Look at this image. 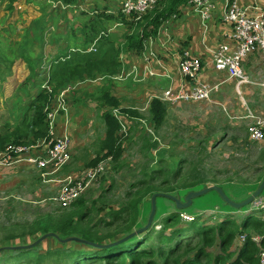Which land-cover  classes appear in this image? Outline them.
Masks as SVG:
<instances>
[{"label":"rangeland","instance_id":"obj_1","mask_svg":"<svg viewBox=\"0 0 264 264\" xmlns=\"http://www.w3.org/2000/svg\"><path fill=\"white\" fill-rule=\"evenodd\" d=\"M19 1L21 0L17 2ZM8 2L9 0H0V107L4 110L3 116L6 119L2 121H7L8 124L6 123V125L16 128L23 119H28L32 115L33 111L29 107H31L36 93L42 91L45 85L42 79L36 88L28 79L23 81L15 80L14 71L10 68V65L16 58L18 60L16 62L19 63L18 56H20L22 43L14 42L17 32L20 31L18 26L26 30L29 27L26 26L25 21L21 20L23 17L34 13L36 15L44 13L37 19L40 20L45 18L46 14H50L51 11L55 10L52 9V5L50 7V4L47 3L46 8L38 5L32 10L29 7L8 10ZM114 7L119 9V5ZM161 7L163 8V5H159L150 11L156 10V12H159V9H162ZM90 11L92 10H88L81 2L76 8L67 9L64 16L73 15L75 23L82 26L79 21L87 17L91 18L89 16L91 14ZM93 11L97 15L102 12V9L95 7ZM114 13L116 12L114 11ZM121 17L124 16L120 13V19ZM41 22H44V20ZM66 24V22H62L61 27L66 26ZM144 27L145 25L134 28L144 29ZM40 29L39 27V31ZM66 30L68 34H72L71 36L76 34L73 25H70ZM93 30V35L98 34L100 31H111L109 37L107 34L101 38L103 41H99L101 46L108 41L111 42H108L105 48L100 47L97 49L99 52H104L110 47L109 43H113L112 48L119 46L121 49L119 57L129 56L125 50L132 34L128 32L126 27L102 21ZM150 37L153 38L154 35L150 34ZM89 46L90 44L84 42L82 49L86 50ZM64 52L65 50L61 53L64 54ZM72 54L71 51L60 55L63 57H56L57 54H49L48 56L51 57V60L48 59L47 62H57L60 58L70 56L73 58L74 54ZM77 56L81 57V54L76 55L74 59ZM11 66L15 67V65ZM30 72L33 78L32 70ZM263 73L264 70L258 72L259 79H261ZM4 78L5 80H3ZM96 78L99 81L93 82V86L87 87L90 91H93L94 88L98 90V92L96 90L94 91L95 93H92L83 84L89 81L92 82ZM248 78L249 76H247ZM125 79L121 73L116 74L115 78L96 74L93 79L73 80L58 91V94H60L65 90V98L66 94L69 93L66 102L68 105L70 103V110H72L71 106L74 107L73 112L75 114L71 117V124L68 128L70 147L72 144V148H70V150L72 149L71 162L57 176L60 178L72 175L75 178H81L86 170L100 163L106 167L105 171L92 181L80 197L84 201L82 209L85 210L83 212L87 215V217H84L82 224L96 226L94 231L97 233V237L104 239L110 235L115 228H104V223H99V221L102 219L104 222H110L111 219L107 217V213L111 210L118 211L120 207L129 203L137 190L131 188V185L137 182H148L152 171H160L159 174H155L154 180L151 181L152 184L158 187L162 182L168 180L166 186L173 187L175 189L173 195L182 201L187 194L188 187L181 188L186 185L181 187L179 185L187 184L188 182L190 183L187 185L197 184V187H193L191 191H199L198 189L203 186H218L221 189L229 186L233 194L232 199L228 198L232 201L236 200L234 202H241L255 192L254 190L248 194V190H244V187L248 185L257 187L258 180L264 179V138L259 143L252 142L249 138V129L259 121L264 132V91L257 92L254 90L258 87L248 84V80V83L241 88L240 93L229 89L230 91L223 100L218 93L211 101L203 103H180L166 105V107L162 102L165 106V111L162 114V118L157 122L153 120L149 110L151 101L149 108H147L145 106L146 102L139 100L140 97L138 96L133 98L134 102L127 100V98H132L135 92L132 95L124 93L123 98L118 99L120 101H118V107L110 108L111 111L113 109L121 111L127 127L125 133L120 131L114 133L113 137L116 140V145L120 146L121 153L118 158H113L111 155H107V149L103 148L108 129L104 120H101L98 108L95 106L100 107V104L101 107L102 105L104 106L103 103L97 100V95L100 94L99 90L104 85H107L109 81L110 91L115 87V84L113 85L115 81L124 83V89L131 88V83L134 81L131 78ZM122 80L125 81L123 82ZM128 82L130 83L127 86ZM33 84L35 83L33 82ZM46 84L49 86L48 82ZM48 91H51L50 86ZM120 92L121 90H115L114 94ZM83 93H86L85 99L81 98ZM220 100L226 104L219 102ZM104 107L109 110L107 106ZM126 109L135 114L132 115L129 112L124 113L122 111ZM56 125L62 127L63 121H57ZM71 132L75 141L74 139L72 140ZM29 141H32V139L21 137L20 140V142L25 143ZM152 143H157V149L145 148ZM42 149L39 146L34 154L40 155ZM179 168L182 169V174L172 179L170 174ZM14 169L18 172L15 176L22 177L23 182H19L14 188H11L12 186L0 188V264H74L78 261V258H70L69 255L64 254V250L69 252L72 249L78 250V244L75 242L59 244L56 240L45 239L25 249V251L10 252L3 250L4 247L32 245L40 238V233L37 232V223L47 219L53 223L64 220L74 211L72 204L62 209L59 205L50 201L57 193L58 185L53 186L54 184L43 183L40 178V172L27 168L24 163L15 165ZM37 191H40V193H37ZM128 192H130L131 198L127 197ZM150 200L146 196L143 204L140 205L141 228L146 225L151 213ZM175 211H178L180 221L181 219L184 220L186 216L198 217L200 224L205 226H215L220 220L224 219L223 216H225L224 214L227 211L233 213L229 216L236 222L239 219L241 221L242 216L246 212V214L256 213L255 216L258 219H263L264 190L259 197H256L242 209L231 207L215 191H209L202 196L194 198L191 205L182 210L175 209L167 199L158 197L155 200V213L149 227L152 234L149 240L145 242L146 245L156 243L155 233L162 231H166L165 234L170 233V228L164 229L161 222L166 215ZM120 224L121 227L126 228L128 226L123 223ZM184 225L181 223L178 226L182 228L185 227ZM246 234L250 236L258 235L251 230L247 231ZM124 235L125 233H121L111 240H119ZM242 235H245V233L238 235L228 250V252L233 254V260L237 257L243 245ZM181 241L179 242L182 244L180 253L182 252L183 254V249L188 242L192 244L190 246L191 249L195 247L196 235H191L186 240ZM256 244L258 245L259 242ZM125 246L128 247L130 245ZM79 247L82 246L79 245ZM85 247H87V251H91L90 253L88 252L90 258L92 253L101 256L103 251L106 252V250L98 248ZM208 251L212 256L221 253L217 245ZM263 254L264 249L259 247L258 264H263L261 259L262 257L264 258ZM91 261L81 260L80 264H91L98 260L94 259ZM203 263L205 262L203 261Z\"/></svg>","mask_w":264,"mask_h":264},{"label":"trees","instance_id":"obj_2","mask_svg":"<svg viewBox=\"0 0 264 264\" xmlns=\"http://www.w3.org/2000/svg\"><path fill=\"white\" fill-rule=\"evenodd\" d=\"M10 1L12 3L14 0ZM55 1H60L63 6H71L77 0ZM188 1L189 0H165L162 4L163 8L161 7L162 9H159V12H156V10L150 11L138 21L131 19V21L127 23L130 25L132 34V36L130 35L131 37L128 41L127 48L134 49L136 52L140 51L142 49L143 41L147 40L150 34H155L159 26L171 18L177 12V9L187 4ZM98 17L100 19L112 18V16H105L103 13L98 14ZM117 19L123 23L127 22L125 17H121L120 19V14H118ZM144 25V29L134 28L136 26L143 27ZM109 45L110 47L104 52H99V50L95 53L73 51V58H71V56L67 58L64 57L63 61L59 60L55 62L50 69L48 80L51 91L43 88V90L39 91V93L34 97L33 103L30 107V110L33 111L30 118L23 121L14 129H10L6 124L0 125V150H2L7 144L31 145L39 139L49 137L48 123L45 121L44 109L51 103L54 97L58 94V91L69 84V82L73 80L83 81L85 79H93L96 74H103L106 77L115 78L116 74L118 75L122 73V63L119 60L121 49L119 46L112 48L111 46L113 43H109ZM76 53H80L81 57L77 56L76 59H74L76 55H80ZM109 86L110 81L99 90L100 94L97 95V100L110 109L112 107H118L119 103L118 99L111 95ZM149 110L152 114L153 120L157 122L162 118L165 106L158 99H153L151 100ZM122 111L124 113L129 112L132 115L135 114L127 109ZM102 119L108 129L106 142L104 143L103 148L107 149V155H111L113 158H118L121 153V148L119 145H116V140L113 136L116 131L120 130V122L114 118L109 110L103 112ZM21 137L26 139L31 138L32 141H29L28 143L20 142ZM148 147L149 149H157V143L149 144L145 148ZM165 170L167 171V169ZM159 172L160 171H152L148 182H137L136 184H132L131 188L137 190L129 203L120 207L118 211L111 210L107 213V217L111 219L110 222H104L102 219L99 221V223H104V228H115L114 231L104 239L96 236L97 233L94 231L96 226H87L82 224L84 217H87V215L83 212V210H85L82 209L84 201L81 198L77 199L72 204L74 211L70 216L64 220L56 221L54 223L48 219L37 223V232L40 233V237L46 234H56L57 238L48 237L46 240H56L59 244H64L61 243L60 240L71 237H76L81 240L97 244L116 241L118 239H111L121 233H125L124 236H126L141 228L140 205L143 203L146 196L151 199V196L154 193L172 195L175 191L173 187L168 185L166 186L168 180L162 182L158 187L152 184L151 181L154 180L155 174H159ZM181 172V168L177 169L174 173L170 174L171 178L174 179L178 177V175L182 174ZM262 180L263 178L258 180L257 187L260 185ZM187 184L183 183L179 185V187L186 185L181 188L188 187L186 193L193 190V187L197 185ZM205 187L206 186H203L198 190L204 189ZM129 193L130 192L127 193V197L131 198ZM177 212L175 211L169 213L162 219V226L164 229L170 228V233L165 234L166 231L155 233V244L151 243L146 245L145 242L149 240L150 235L152 234L150 229H147L145 232L132 237L120 245L104 249L106 252L103 251L101 256L92 253L90 258V255L88 254L89 251H87V247H85L89 245L76 242L75 243L78 244V250L72 249L70 252L64 249L62 250H64V254L69 255L70 258H78V261L74 264H80L81 260H90V262H92L91 260L94 259L98 261L91 264H258L257 255L259 247L264 249V221L262 219H258L255 216L256 213L245 215L239 224L236 220H233L231 216L225 215L223 216L224 219L222 221L220 220L221 222L219 221L215 226H205L200 224L198 217L194 218L191 222H183L182 219L180 221V217ZM120 223L128 226L126 228L121 227ZM181 223L185 224V227H179L178 225ZM135 226L137 227L133 230ZM250 230L261 236V240L258 245L251 240L249 234H246V232ZM243 233H245L247 238L243 241V245L238 252L237 257L233 260V254L228 252V250L235 238ZM191 235H196L195 247L191 249L190 246L192 244L188 242L183 249L184 253H180L182 244L179 242H182L181 240H186ZM128 244L130 246H125ZM79 245L84 247V249L79 247ZM215 245L220 248L221 253L212 256L208 250ZM5 251L17 252L25 251V249H5ZM203 261L205 263H203Z\"/></svg>","mask_w":264,"mask_h":264},{"label":"crops","instance_id":"obj_3","mask_svg":"<svg viewBox=\"0 0 264 264\" xmlns=\"http://www.w3.org/2000/svg\"><path fill=\"white\" fill-rule=\"evenodd\" d=\"M17 1L18 0H14L11 3V1L9 0L8 10H17L21 7H29L32 10L38 5L44 6V8H46V3L50 4V7L52 5V9L55 10L51 11L50 14H46V17L40 20L37 19L44 13H41L40 15H36L34 13L30 16L23 17L21 20L25 21L26 26L29 28L25 30L24 28L22 29L20 26H18L20 28V31H18L17 35L15 36L16 39L14 42H21L22 46L20 56H18L19 63L16 62L18 61L16 58V60L11 63V65H15V67L10 65V68L14 71L15 80L23 81L25 79H28L30 82H32V85H35V88L38 87L39 81L41 79L43 83H47L49 80L50 69L52 65L55 64V61L47 62L48 59L51 60V57H49L48 55L57 54V57L60 55H64L65 53H67V51L72 52L74 50L82 52V46L84 42L90 45L93 44L94 39L97 36V34L93 35V28L95 26H98L100 22L104 21L106 23H116L117 26L126 27L128 29V32H131L130 25L127 24L129 23V21H131L130 19H127L125 17L127 21L126 23H123L122 21H119L117 19V16L118 14H120V12L119 9H115L114 6L117 5L118 7L122 0H77L73 5L67 6L66 9L54 7V1L52 0ZM227 1L233 0H215V10L212 12L211 19L205 29L201 26L200 19L197 17V15H195L192 10L185 4L182 7H179V9H177V12L171 18H169L159 26L157 32L155 34H152L154 35L153 38L149 36L147 40L143 41L142 49L140 51L136 52L134 49L127 48L125 52H127L129 56H120L119 60L122 63V73H124V77L126 79L131 78V80H133L134 82L131 83V88L126 89L123 88V86H125L124 83H119L117 81L113 82V85L115 84V87L111 90V95L119 99L123 98L122 96L124 95V93L132 95L133 92H135L133 97L130 99L127 98V100L134 102L133 98L138 96L140 97L139 100H142V102H146L145 106L149 108L150 101L159 98L165 89L169 87L177 89L187 86L186 81L181 77L178 71V61L181 59V56L185 51H189V53L193 56H197L200 58L202 62V70L199 74V79L201 81L215 83L223 80L226 74L217 73L214 70L212 51L217 49L222 44H230L228 37L231 34V28L229 25L225 24L222 21V14L226 8ZM235 1H237L240 7H244L249 15H264V0ZM81 2L85 5V7H87L88 10L91 9L92 11H90L91 14H89L91 18L87 17L83 20H80L79 22H81L82 26H79V24L75 23L73 15H64L67 9L76 8ZM105 2L107 3L105 4ZM95 7L102 9V12L100 13H103V15L112 16V18L100 19L98 17V14L100 13L96 15L95 11H93V8ZM114 11L116 13H114ZM42 20H44V22H41ZM62 22H66V26L61 27ZM70 25H73L76 30V34H74V36H71L72 34L70 33L68 34V31L66 30L70 27ZM39 27L41 28L40 31ZM106 32L109 37L111 31L107 30ZM100 42L97 44V49H99L100 47L105 48L106 45H108V42L111 41L102 44V46L100 45ZM64 50L65 52L64 54H62L61 52ZM150 51L151 53L148 55V57H145ZM146 66L148 67L145 69ZM242 69L246 76H249L248 84L257 86L258 88L254 89L257 92L264 91V73L261 76L262 80L258 78V72L264 70V58L262 57L259 50H256L254 53L244 59V61L242 62ZM30 70H32V74L34 76L33 78L31 76ZM146 70H151V72L155 73V76L150 79ZM3 80H5V78ZM125 80L122 81L124 82ZM96 81H99V79L96 78L92 82L89 81L88 83L83 84V86H85L87 89L88 86H93V82ZM33 82L35 84H33ZM129 83L130 82L127 83V86L129 85ZM233 86H235V84L231 81L222 84L218 92L219 97L221 96L220 98L223 100L230 91L229 89H233L234 91L240 93L241 88L244 87V85H240L237 88H233ZM96 90L97 89L94 88L93 91H88L93 93ZM115 90H121V92L118 94H114ZM63 91L66 92L65 90ZM96 92H98V90ZM38 93H36V95ZM218 93L216 94L218 95ZM68 94L69 93L66 94V98ZM216 94L214 96H216ZM81 98L85 99L86 93H83ZM219 102L226 104L221 100ZM164 104L165 106L167 105L166 103ZM49 105L53 107L56 105V96ZM66 106L68 109L67 114L58 113L55 118V124L57 121H63L62 127L56 125V129L54 132L55 136L66 133L69 137L68 128L71 124V117L75 114V112H73L74 107L72 106V110H70V103L68 105L66 102ZM95 107L98 108L99 116L102 120L103 112L107 111L108 109H105V107L102 105V107L104 108L103 109L101 107V104L100 107ZM109 111L111 112L110 109ZM3 114L4 110L0 107V125H4L6 123L8 124L7 121L3 122L4 120H6ZM26 119H23V121ZM9 128L13 129L15 127L9 126ZM71 135L73 140L74 136L72 132ZM70 148H72V144ZM20 163H24L27 168H31L39 172V169L32 165L26 164L25 161H20L17 164ZM17 164H13L8 167H0V188H3L4 186H12L11 188H14L16 184H18L19 182H23L22 177L15 176V174L18 173L14 169L15 165ZM56 178L58 179L59 177L56 176ZM49 184H54L53 186L58 185L55 182ZM246 189L248 190L249 194L251 191H256L257 187L255 185L254 187L248 185L244 187V190ZM223 191L227 195V197H230L232 199L233 192H231V187L225 186V189H223ZM37 193H40V191H37ZM168 201L174 207L172 201ZM246 213L245 215H247ZM231 214L233 213L227 211V213L224 215ZM244 216H242V219L244 218ZM241 221L239 219L237 223L239 224Z\"/></svg>","mask_w":264,"mask_h":264},{"label":"built area","instance_id":"obj_4","mask_svg":"<svg viewBox=\"0 0 264 264\" xmlns=\"http://www.w3.org/2000/svg\"><path fill=\"white\" fill-rule=\"evenodd\" d=\"M163 2L165 0H122L119 4V12L127 19L138 21L150 10L162 5ZM53 5L60 9L67 8L60 1H55ZM186 5L197 15L201 26L205 29L211 19L212 12L215 10V0H189ZM222 21L231 28V34L228 37L230 44L220 45L212 51V57L214 70L217 73H225V78L215 83L201 81L199 79V74L202 70L200 58L193 56L189 51H185L178 61V71L186 81L187 86L177 89L173 87L165 89L162 95L157 98L159 101L167 105L209 102L219 92L220 86L225 82H233L236 88L248 83L247 76L242 69V62L256 50H259L264 58V15H249L244 7H240L237 1L233 0L227 1L226 8L222 14ZM106 35V31L99 32L93 44L83 50L82 53L95 52L97 44ZM150 53L151 51L145 57H148ZM59 60L63 61L64 58ZM146 72L150 79L155 76V73L151 72V70H146ZM121 75H124V73H121ZM44 87L49 89L46 83ZM64 94L65 92L62 91L56 96V105L54 107L48 105L44 109L49 137L38 140L31 145L7 144L0 150V167H8L20 161H25L26 164L39 169L43 183H57L58 191L50 201L56 203L62 209L69 207L79 199L92 181L101 175L106 168L100 163L86 170L81 178H75L72 175L56 178L61 170L71 162L72 158L68 135L66 133L58 136L54 135L57 114H67L68 111ZM111 112L114 118L120 122L119 131L125 133L127 127L121 111L113 109ZM249 138L256 143L263 140L264 132L261 122H256L255 126L249 129ZM39 146L43 147L42 152L40 155H35L34 153ZM194 218L186 216L184 217L185 221H182L191 222ZM262 220L264 221V218ZM246 238V235L241 236L242 241H245ZM250 238L254 243H258L261 240L260 235H252ZM261 259L264 264V258L262 257Z\"/></svg>","mask_w":264,"mask_h":264},{"label":"water","instance_id":"obj_5","mask_svg":"<svg viewBox=\"0 0 264 264\" xmlns=\"http://www.w3.org/2000/svg\"><path fill=\"white\" fill-rule=\"evenodd\" d=\"M263 190H264V179L261 181L257 190L250 197H248L247 199H245L241 202H234V201L230 200L227 197V195L224 193V191L218 186H206L204 189H201L199 191H190L185 195L183 201L181 199H178L174 195L165 194V193H154L151 196L150 203H151L152 209H151V213H150V216L148 218L146 225L144 227L137 229V230L133 231L132 233L122 237L121 239L113 241V242H109V243H104V244H97V243H93V242H88V241H84V240H81V239L76 238V237H71L68 239L60 240V241H61V243L76 242V243L89 245L93 248H98V249H102V250L108 249V248L120 245V244L126 242L127 240L131 239L132 237H134L138 234H141V233L145 232L147 229H149V227L152 223V220H153V215L155 213V200L158 197H162V198H165V199L172 201V203H174L176 209L182 210V209L189 207L194 198L202 196V195L208 193L209 191H215L220 196V198L223 199V201L225 203H227L228 205H230L231 207H233L235 209H242L245 206H247L248 204H250L256 197H259L262 194ZM48 237L57 238V235L56 234H46V235H43L42 237H40L39 239H37L30 246L4 247L3 250H5V249H9V250L27 249V248L32 247L35 244L41 242L42 240H45Z\"/></svg>","mask_w":264,"mask_h":264}]
</instances>
